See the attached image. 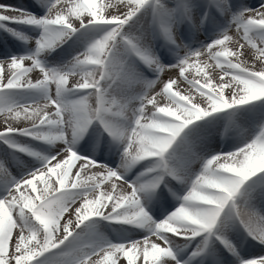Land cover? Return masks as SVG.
I'll return each instance as SVG.
<instances>
[{"label": "snow or ice", "instance_id": "snow-or-ice-1", "mask_svg": "<svg viewBox=\"0 0 264 264\" xmlns=\"http://www.w3.org/2000/svg\"><path fill=\"white\" fill-rule=\"evenodd\" d=\"M125 2L119 15L98 0L0 3L15 45L0 113L29 122L0 129V264H264V68L228 47L235 27L264 61V12ZM171 69L188 94L161 79Z\"/></svg>", "mask_w": 264, "mask_h": 264}, {"label": "bare ground", "instance_id": "bare-ground-1", "mask_svg": "<svg viewBox=\"0 0 264 264\" xmlns=\"http://www.w3.org/2000/svg\"><path fill=\"white\" fill-rule=\"evenodd\" d=\"M25 0H0V3H6V4H20L24 3ZM98 3L103 6V12L106 15H119L127 10V5L125 0H98ZM243 3L246 5L250 6L252 9L251 12L248 14H255L256 11L264 12V7H261V4L264 3V0H243ZM67 7L66 0H62V3L57 6V8L53 9V12L55 13L56 11H59L63 8ZM3 14L6 15H16L17 13L12 12V11H5ZM229 35L233 36V40L228 43V47H230L234 52L237 53L236 56L232 57L234 62H240L243 63L244 66L246 67H251L254 70H260L264 68V61L256 59V54L253 49L250 48L247 44H244V41L239 40L237 35H236V30L235 27L231 28L229 30ZM199 39H203V36L200 35L198 37ZM240 44H244L243 48H240ZM15 48V45L13 44L11 38L6 37L5 34L0 33V61H3V69H2V76L3 79L7 80L8 76L10 75V70L7 67V62L5 57L3 56V53L5 51L12 52ZM201 64H207L208 67L205 69L210 77L217 83L220 82V76L222 75L220 69L215 67V62L210 60L208 56L202 55L201 56ZM25 64L28 65L30 64V61H25ZM38 74V70H33L32 73H29L28 75L31 76L33 79L36 78ZM185 76L188 77V79H201L203 80V74L197 75L195 68H190L185 72ZM169 78H174L177 80V84L174 85L175 90H179L184 92L185 94L189 93L190 86L188 85L187 81H185L182 77L179 76V69H171V70H166L165 73L162 74L161 79L162 80H167ZM78 77L73 78V82H75ZM227 81V78H225V82ZM162 87V84H158L156 87V90L158 91L159 88ZM159 100H163V97H158ZM41 104L43 103L42 101L40 102ZM51 110V109H49ZM6 123L13 124V125H19V126H24L26 123L22 120H11L8 119L7 114L5 113H0V129H2ZM2 147V146H0ZM195 167L198 168V165ZM87 175V170L84 173ZM53 183H54V178H53ZM104 190H110V185L105 184L103 186ZM123 191H127V187L124 185H121V189ZM95 193H89V197H94ZM80 201L78 200L75 204H73L69 210V213H66L64 216V220L66 221L67 219L71 218L73 219V227H74V216L72 215V212L75 207L79 206ZM259 207V205H258ZM131 239H139V234L138 233H133L130 234ZM155 239V238H153ZM159 243V241H157ZM255 252H259V249H254ZM93 259H96L93 257ZM118 264H126V261L123 257H121L118 261Z\"/></svg>", "mask_w": 264, "mask_h": 264}]
</instances>
